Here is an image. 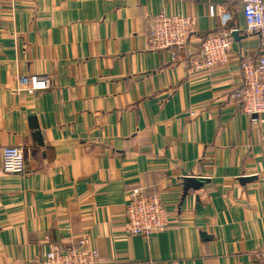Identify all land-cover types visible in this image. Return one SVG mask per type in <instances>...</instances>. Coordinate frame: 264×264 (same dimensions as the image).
<instances>
[{
  "label": "crops",
  "instance_id": "1",
  "mask_svg": "<svg viewBox=\"0 0 264 264\" xmlns=\"http://www.w3.org/2000/svg\"><path fill=\"white\" fill-rule=\"evenodd\" d=\"M241 2L0 0V161L17 146L27 167L0 168V264L82 235L101 264H256L264 114L250 124L230 96L260 49ZM159 14L194 19L181 61L147 48ZM222 29L237 31L226 65L190 70L202 38ZM31 76L51 88L27 93ZM131 189L159 196L165 230L128 234Z\"/></svg>",
  "mask_w": 264,
  "mask_h": 264
},
{
  "label": "built area",
  "instance_id": "2",
  "mask_svg": "<svg viewBox=\"0 0 264 264\" xmlns=\"http://www.w3.org/2000/svg\"><path fill=\"white\" fill-rule=\"evenodd\" d=\"M241 13L245 34L256 36L260 49L254 60L240 62L241 85L230 96L239 111L254 125L264 114V0H242ZM208 16H215L213 6H209ZM235 32L236 29H222L217 34L203 37L197 54L186 60L190 70L201 71L226 65ZM147 33L149 50L167 52L172 62L181 61L196 33L194 19L159 14L152 19ZM51 86L48 78L31 76L24 90L32 94L49 90ZM0 166L4 174L23 175L27 168L23 149L4 147ZM127 195L124 211L129 235L149 238L167 228V213L158 195L147 194L141 189H131ZM253 257L256 264H264V248L255 250ZM30 264H101V261L96 248L90 245L89 236L82 235L67 247L49 244V249L43 255L34 257Z\"/></svg>",
  "mask_w": 264,
  "mask_h": 264
},
{
  "label": "water",
  "instance_id": "3",
  "mask_svg": "<svg viewBox=\"0 0 264 264\" xmlns=\"http://www.w3.org/2000/svg\"><path fill=\"white\" fill-rule=\"evenodd\" d=\"M236 34H237L236 32H235V33H233V37H235V36H236Z\"/></svg>",
  "mask_w": 264,
  "mask_h": 264
}]
</instances>
